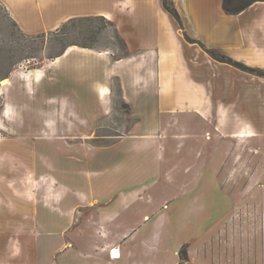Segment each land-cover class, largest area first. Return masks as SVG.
I'll use <instances>...</instances> for the list:
<instances>
[{"label":"crops","instance_id":"1","mask_svg":"<svg viewBox=\"0 0 264 264\" xmlns=\"http://www.w3.org/2000/svg\"><path fill=\"white\" fill-rule=\"evenodd\" d=\"M0 1L26 32L32 27L29 23H35L27 12L46 13L41 26L55 28L71 18L64 17L65 10L78 5L63 0ZM101 1L106 6L87 7V14H110L109 0ZM169 1L178 18L162 7L161 0H153L144 9H153L154 21L118 20L126 54L113 57L86 47L93 50L86 55L87 60L92 58L88 67L98 70L89 83L92 101L98 108L108 107L110 81L115 78L132 125L104 145L92 146L87 137H45L52 142L41 153L39 169L52 163L55 175L39 170L50 182L41 185L34 212L38 223L34 264H177L182 245L187 253L182 264H264V246H230V260L224 262L213 258L209 240H215L217 232L211 233L205 224L176 242L172 228L160 224L163 219L189 217L184 200L198 201L205 183L218 190L221 199L213 176L220 166L222 140L264 136V76L218 61L207 52L215 50L264 72V0L234 14L223 10L222 0ZM138 12L143 15L144 10ZM237 108L242 110L238 113ZM207 140L208 161L202 159ZM88 149L96 151L95 158L103 164L100 178L85 177L74 186L60 182L58 163L71 164L72 172L80 173ZM49 151L54 152L52 157ZM177 157L180 162L174 160ZM172 170L194 171L193 182L154 213L152 208L142 213L140 204L150 202L159 178L170 177ZM40 206L46 215L39 216Z\"/></svg>","mask_w":264,"mask_h":264},{"label":"rangeland","instance_id":"2","mask_svg":"<svg viewBox=\"0 0 264 264\" xmlns=\"http://www.w3.org/2000/svg\"><path fill=\"white\" fill-rule=\"evenodd\" d=\"M152 1L109 0L108 19L102 14H87L88 8L106 6L101 0H63V3H78L64 12V17L71 15V20L55 28L42 27L46 13L27 12L35 19V23H29L30 32L19 27L0 1V80L8 79L0 87V264L36 262L38 223L34 212L41 185L50 182L39 170L55 175L52 163L50 166L41 164L39 169L44 157L41 153L52 142L45 137H87L95 146L110 143L130 130L133 118L119 96L115 78L110 81V105L98 108L92 101L89 83L98 70L88 67L92 58L87 60L86 55L93 50L84 45H92L95 51L110 52L113 57L126 54L116 23L120 18L150 23L154 19L153 9L144 8L152 5ZM164 3L171 5L169 0H161L164 9ZM141 9L143 15L138 12ZM69 45L77 47L63 55ZM36 72L41 74L39 79L33 75ZM87 101L89 107L85 106ZM240 110L237 108L238 113ZM209 143L207 140L202 156L207 161ZM221 144L223 154L213 176L221 199L218 190L205 183L198 201L184 200L189 206V217L163 219L160 224L169 230L172 228L174 242L187 231H197L202 223L205 224L207 229L211 228V233L217 232L215 240H209V245L215 249L213 258L225 262L230 260V246L238 244L239 249L244 243L264 246V136L241 137L228 143L222 140ZM192 145L189 142V147ZM53 153L49 151L51 157ZM95 156L96 151L88 149L85 162L79 166L80 173L75 174L71 164L58 163L62 167H57V179L67 186L87 178L98 180L103 164ZM190 158L193 161L194 154ZM174 160L181 161L178 157ZM167 174L170 177L162 175L157 181L150 202L140 204L142 213L151 208L154 209L151 214L154 213L194 180V171L178 174L172 170ZM46 212L39 207V216ZM177 215L182 216L181 213ZM218 247L223 251L221 257ZM215 259L213 262L217 263Z\"/></svg>","mask_w":264,"mask_h":264},{"label":"trees","instance_id":"3","mask_svg":"<svg viewBox=\"0 0 264 264\" xmlns=\"http://www.w3.org/2000/svg\"><path fill=\"white\" fill-rule=\"evenodd\" d=\"M255 1H258V0H244L243 2H237V0H222V8L226 13L234 14V13H238V12L242 11L249 4H251ZM163 5L168 12H170L175 18H178V15H177L175 9L173 8L172 4L170 6H168L164 3ZM71 19L72 18H70L69 20H71ZM84 47H93V46L92 45H84ZM207 51L210 53V55L214 59H216L218 61L227 62L229 64H232V65H234L240 69L246 70V71H251V72L256 71L255 69L247 67L244 64H242L238 61H235L229 57H226L225 55H223V54H221L215 50L207 49ZM61 53H59L58 55H60ZM257 73L259 75L264 76V72H257ZM178 254H179V261L177 262V264H182L185 260H187V253H186V246L185 245L181 246Z\"/></svg>","mask_w":264,"mask_h":264},{"label":"bare ground","instance_id":"4","mask_svg":"<svg viewBox=\"0 0 264 264\" xmlns=\"http://www.w3.org/2000/svg\"><path fill=\"white\" fill-rule=\"evenodd\" d=\"M104 17L110 19V16H109L108 13H107V14H104ZM76 47H77V46H75V45H69V46L66 48L64 54H66V53H68L69 51L75 49ZM79 49L82 50V51H85V50H86V48H79ZM58 57H59V56H58ZM58 57H56V58H54V59L57 60ZM33 75H34L35 79H38L39 77H41V74H39V73H37V72H36V73H33ZM7 81H8L7 78H2V79L0 80V87H1L2 85H5V84L7 83ZM114 251H115V250H114Z\"/></svg>","mask_w":264,"mask_h":264},{"label":"built area","instance_id":"5","mask_svg":"<svg viewBox=\"0 0 264 264\" xmlns=\"http://www.w3.org/2000/svg\"><path fill=\"white\" fill-rule=\"evenodd\" d=\"M110 256L112 257V254H111V252H110Z\"/></svg>","mask_w":264,"mask_h":264}]
</instances>
